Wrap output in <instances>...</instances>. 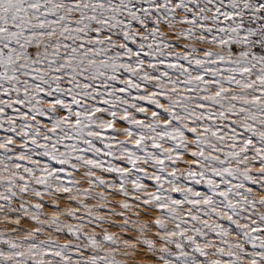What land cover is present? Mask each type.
Masks as SVG:
<instances>
[{"label":"snow or ice","instance_id":"obj_1","mask_svg":"<svg viewBox=\"0 0 264 264\" xmlns=\"http://www.w3.org/2000/svg\"><path fill=\"white\" fill-rule=\"evenodd\" d=\"M0 264H264V0H0Z\"/></svg>","mask_w":264,"mask_h":264},{"label":"rangeland","instance_id":"obj_2","mask_svg":"<svg viewBox=\"0 0 264 264\" xmlns=\"http://www.w3.org/2000/svg\"><path fill=\"white\" fill-rule=\"evenodd\" d=\"M146 183H150V182L146 181ZM197 187H198V189H200V190H204L202 186H197Z\"/></svg>","mask_w":264,"mask_h":264}]
</instances>
